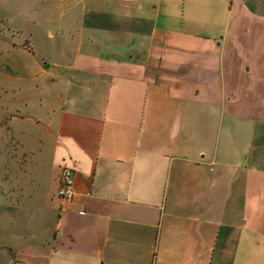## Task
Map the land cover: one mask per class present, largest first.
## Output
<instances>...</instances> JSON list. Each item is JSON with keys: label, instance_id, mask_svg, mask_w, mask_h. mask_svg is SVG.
Listing matches in <instances>:
<instances>
[{"label": "crops", "instance_id": "0c3cea01", "mask_svg": "<svg viewBox=\"0 0 264 264\" xmlns=\"http://www.w3.org/2000/svg\"><path fill=\"white\" fill-rule=\"evenodd\" d=\"M55 1L47 54L2 51V138L74 196L13 264H264V0Z\"/></svg>", "mask_w": 264, "mask_h": 264}, {"label": "rangeland", "instance_id": "374dc122", "mask_svg": "<svg viewBox=\"0 0 264 264\" xmlns=\"http://www.w3.org/2000/svg\"><path fill=\"white\" fill-rule=\"evenodd\" d=\"M56 3L55 0H0V264H13L18 241L49 226L52 213L42 204V199L51 202L55 194L58 196L56 184L50 177L51 170L56 171V168L48 165L53 152L52 140H44L39 151L36 141L32 144V140L2 138L3 127L7 126V122L2 124L7 115L6 104L9 103V113H16V104L22 102L19 85L31 84L9 80L8 87L5 86L3 72L7 70L1 54L12 42L15 47L23 46L26 40L35 44L38 57L47 54L51 40L48 29L50 21L56 17ZM56 40L58 36L52 38V42ZM9 54H17V51L10 50ZM8 126L9 130H17L15 124ZM29 148L35 152L32 154ZM39 173L41 181L38 182L35 175Z\"/></svg>", "mask_w": 264, "mask_h": 264}, {"label": "built area", "instance_id": "2783aa9c", "mask_svg": "<svg viewBox=\"0 0 264 264\" xmlns=\"http://www.w3.org/2000/svg\"><path fill=\"white\" fill-rule=\"evenodd\" d=\"M58 196L62 200H71L74 196L73 189V168L64 166L60 174V184L58 188Z\"/></svg>", "mask_w": 264, "mask_h": 264}]
</instances>
